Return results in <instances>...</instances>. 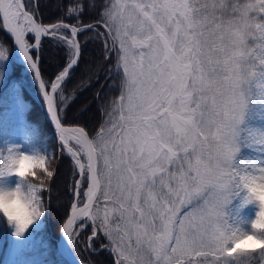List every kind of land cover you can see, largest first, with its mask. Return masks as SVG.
Instances as JSON below:
<instances>
[{
    "label": "snow or ice",
    "instance_id": "snow-or-ice-1",
    "mask_svg": "<svg viewBox=\"0 0 264 264\" xmlns=\"http://www.w3.org/2000/svg\"><path fill=\"white\" fill-rule=\"evenodd\" d=\"M96 6L90 0L88 7ZM257 12L264 14V0H109L98 19L69 29L66 64L51 93L78 66L76 37L88 31L102 42L104 61L116 53L112 67L99 69L106 80L115 77L109 89L119 92L102 105L106 118L91 136L62 127L53 95L43 92L80 177L74 198L83 196V206L72 205L63 230L69 239L87 218L93 233L100 228L110 241L115 264H200L209 256L211 264H234L244 254L264 256V249L235 247L243 221L229 211L264 185V23L251 15ZM0 21L40 80L26 35L38 44L69 26L38 23L23 0H0ZM43 172L53 176L49 157ZM23 234L17 226L14 235Z\"/></svg>",
    "mask_w": 264,
    "mask_h": 264
},
{
    "label": "trees",
    "instance_id": "trees-1",
    "mask_svg": "<svg viewBox=\"0 0 264 264\" xmlns=\"http://www.w3.org/2000/svg\"><path fill=\"white\" fill-rule=\"evenodd\" d=\"M90 0H30L27 9L37 20L46 25L66 24L68 29H60L56 37L51 34L43 37L40 51L33 50L35 58H40V69L48 89L58 72L65 66L67 48L62 43L69 39L72 26L78 28L98 19L101 5L109 0H95L96 8L88 7ZM78 5H83L80 12ZM71 9V10H70ZM104 31V29H100ZM81 44V57L78 66L70 72L62 84V92L68 100L66 107L58 104L61 122L65 125L84 127L90 136L95 132L102 119L101 108L109 97L119 95L117 89H109L113 80H106L108 69L115 63L116 53H111L107 62L103 59L102 42L91 31L78 33ZM32 44L34 35L27 37ZM98 77V78H97ZM103 85V87H101ZM101 99H96L97 93ZM23 124L27 127L30 145L38 147L49 157V169L52 177L42 170L32 180L43 187L42 195L46 210V222L38 230H34L19 260L14 264H68L58 252L57 239L61 229L70 215L74 198V188L78 175L73 173V163L69 155L61 148L59 135L50 121L44 101L41 98L33 73L21 62L15 52V44L0 21V149L6 150L5 142L14 133L15 126ZM87 185L85 184L84 187ZM84 188H81L83 193ZM80 229L82 259L89 264H115L116 256L108 248L110 241L105 238L103 230L98 228L93 236L94 225L87 219L82 220L76 228ZM10 227L0 216V264H5V251L9 245ZM92 244L93 250L88 247ZM113 246V245H112ZM253 264H264V256L255 252L249 257ZM247 264L240 262L239 264Z\"/></svg>",
    "mask_w": 264,
    "mask_h": 264
},
{
    "label": "clouds",
    "instance_id": "clouds-1",
    "mask_svg": "<svg viewBox=\"0 0 264 264\" xmlns=\"http://www.w3.org/2000/svg\"><path fill=\"white\" fill-rule=\"evenodd\" d=\"M22 146L10 145L6 150L0 149V216L10 228L17 226L24 232L43 216V211L35 199L30 178L37 176L48 163V155L35 151L21 150ZM15 176V183L5 178ZM264 204V185L247 193L241 201V209L252 205L258 212L251 219H242L244 234L236 241L238 250L264 249V216L259 209ZM39 212V215L37 213Z\"/></svg>",
    "mask_w": 264,
    "mask_h": 264
},
{
    "label": "rangeland",
    "instance_id": "rangeland-1",
    "mask_svg": "<svg viewBox=\"0 0 264 264\" xmlns=\"http://www.w3.org/2000/svg\"><path fill=\"white\" fill-rule=\"evenodd\" d=\"M231 2L244 4V3L254 2V0H231ZM24 4H25V7L27 8L30 4V0H24ZM251 15L256 20V22L264 23V14L257 12V13H252ZM30 34H32V33H30ZM69 39H71V37H69ZM253 43L254 42L252 40L249 41V44H253ZM29 44H31V43L29 42ZM19 59L21 60L20 55H19ZM110 67H112V66L109 65V68ZM54 102H55L57 110H58L57 106L59 103L62 104V109H64L66 107L68 100L63 95L62 86L55 93ZM58 113H59V111H58ZM70 144H72L73 147H78L75 145L74 141H70ZM10 145L22 146L21 147L22 151H27V152L39 151V152H42L41 149H39L38 147H34V146L30 145L29 139H28L27 127L23 124L15 126L14 133L12 134L11 138L5 142L6 149ZM33 178H35V177H33ZM5 179H6V181H9L11 183H15L17 180V177L12 176V177H8ZM30 182L32 185H35L38 189L37 196L40 198V208L44 214L40 219H38L36 221V223H34L31 227H29L28 230L26 232H24V234L20 237L15 236L14 233L16 230H14L13 228H10L9 245L5 251V264H14L17 260H19L20 255L24 252L25 247H27L30 240L33 238L34 230L40 229L41 227H43V225L46 222V210L44 207V200H43V195H42L43 187L40 183L32 180L31 178H30ZM82 199H83V196H81V198L78 199V206H80L82 204V202H81ZM242 200H243V198L241 197L238 201H236L234 208H232L230 206L229 211L233 215H236L242 219H251L254 210L258 212V209L252 205H249L246 208L241 209V201ZM194 203H195V201H194ZM185 210H187V209H182L181 214H183V211H185ZM82 227H83V225H81L80 227H78L76 229L74 228L72 230L71 239L68 238L70 250L73 251L75 253V255L81 260H83L82 259V252H83L84 248H82V246H84V241H83V239L80 238L79 234H80V229H82ZM88 243H89L88 247L90 248V250H93L92 244L90 242H88ZM133 245H135V238L134 237H133ZM113 247H114V245H113ZM141 251L146 252V246L142 247ZM251 254L252 253L239 256L238 259L234 260V264H239L240 262H246L247 264H253L251 261H249V257H251ZM198 259L200 260V264H211L213 257L209 256L206 258L202 257V258H198Z\"/></svg>",
    "mask_w": 264,
    "mask_h": 264
},
{
    "label": "water",
    "instance_id": "water-1",
    "mask_svg": "<svg viewBox=\"0 0 264 264\" xmlns=\"http://www.w3.org/2000/svg\"><path fill=\"white\" fill-rule=\"evenodd\" d=\"M24 5H25V4H24ZM25 10L28 11V10L26 9V7H25ZM30 13H31V12H30ZM31 14H32V13H31ZM33 16H34V14H33ZM34 18L36 19L35 16H34ZM36 21H37L38 23H41L42 25H46V24H43L41 21H39V20H37V19H36ZM46 26H50V25H46ZM5 30H6V29H5ZM6 32L8 33L7 30H6ZM8 35L12 38V40L14 41V44H15L14 36H12L10 33H8ZM46 36H47V35H46ZM43 37H45V36H42V37L40 38L38 44H37L36 41H35V43H34L33 45H30V48H29V53H30V55L33 56L34 61L38 64V68H39L40 72H41V69H40V58H39V57L35 58L34 55H33V53H32V51H33V50H36L37 52L40 51V47H41V44H42V39H43ZM76 39L78 40L77 37H76ZM26 40H27V39H26ZM78 41H79V40H78ZM18 47H19V46L15 44V52L19 54V52H18V50H17ZM80 57H81V56H80ZM79 60H80V58H79ZM21 61H22L23 64L27 65L28 68L30 69V71L33 73V76H34V79H35L36 85H37V87H38V89H39V92H40V95H41V98H42V100L44 101V104H45L46 113H47V115H48L50 121L52 122V124H53V126H54L56 132H57L58 135H59V132H58V129L56 128L55 122H54V121L52 120V118H51V113H50V111H49V107H48L47 99L45 98V96H44V94H43L44 91H48L49 94L52 95L51 90H49V89L47 88V86H46V84H45V82H44V80H43L42 73H41L40 80H37V79L35 78V75H34L33 70L29 67V65L27 64V62H26L24 59H22ZM41 81H43L44 84H45V88H44L43 90H41L40 87H39V83H40ZM54 104H55V103H54ZM57 115H58V118H60V117H59V114H58V111H57ZM61 126H62V127H69V128H72V127H82V126H79V125H65V124H63L62 122H61ZM82 128H84V127H82ZM84 129H85V128H84ZM85 131L87 132L86 129H85ZM89 135H90V134H89ZM59 141H60V140H59ZM60 143H61V141H60ZM65 150H66V149H65ZM79 179H80V178H79ZM74 203H76L77 206H78V199L75 198V202H74ZM82 206H83V204H81V205L78 206V207H82ZM71 210H72V209H71ZM69 218H71V211H70V215H69V217L67 218V220H68ZM84 219H85V218H84ZM67 220L65 221V223H64V225H63V227H62V229H61V232H60V236H59V238L57 239V247H58V251H59L60 255L64 258V260H65L68 264H88V263L84 262L83 260H81V259L76 258L75 256H73L72 253L69 251V248H68V246H69L68 238H69V237H68V236L64 233V231H63V230H64V226H65L66 223H67ZM82 220H83V219H82ZM82 220H78V221L76 222V224L72 226V228L70 229V231L72 232V230L76 227V225H77L80 221H82ZM97 233H98V229L96 228L95 235H96Z\"/></svg>",
    "mask_w": 264,
    "mask_h": 264
},
{
    "label": "bare ground",
    "instance_id": "bare-ground-1",
    "mask_svg": "<svg viewBox=\"0 0 264 264\" xmlns=\"http://www.w3.org/2000/svg\"><path fill=\"white\" fill-rule=\"evenodd\" d=\"M23 3H24V1H23ZM28 34H29V33H28ZM28 34H27V35H28ZM27 35H26V37H27ZM17 50H18V52H19V55H20V57H21V60L24 59L22 53L19 51V47L17 48ZM58 89H59V88H58ZM58 89H57V90H58ZM52 95H53V98H54L55 93H52ZM54 103H55V102H54ZM55 106H56V105H55ZM56 110H57V109H56ZM256 213H257V211L254 210V212H253V214H252V218L255 216ZM68 248H69V246H68ZM69 251L72 253L73 256H75L76 258H78V257L75 255V253H74L73 251L70 250V248H69Z\"/></svg>",
    "mask_w": 264,
    "mask_h": 264
}]
</instances>
